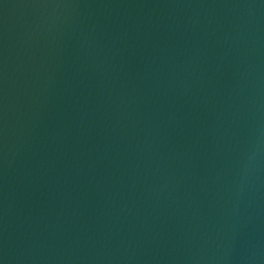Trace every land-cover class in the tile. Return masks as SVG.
Listing matches in <instances>:
<instances>
[{
  "label": "water",
  "instance_id": "water-1",
  "mask_svg": "<svg viewBox=\"0 0 264 264\" xmlns=\"http://www.w3.org/2000/svg\"><path fill=\"white\" fill-rule=\"evenodd\" d=\"M0 264H264V0H0Z\"/></svg>",
  "mask_w": 264,
  "mask_h": 264
}]
</instances>
